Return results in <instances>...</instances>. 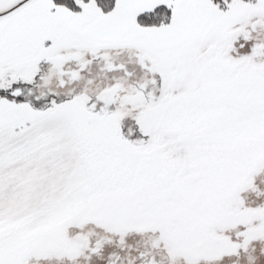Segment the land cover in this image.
Listing matches in <instances>:
<instances>
[{"label": "snow or ice", "instance_id": "snow-or-ice-1", "mask_svg": "<svg viewBox=\"0 0 264 264\" xmlns=\"http://www.w3.org/2000/svg\"><path fill=\"white\" fill-rule=\"evenodd\" d=\"M0 264H264V0H0Z\"/></svg>", "mask_w": 264, "mask_h": 264}, {"label": "trees", "instance_id": "trees-1", "mask_svg": "<svg viewBox=\"0 0 264 264\" xmlns=\"http://www.w3.org/2000/svg\"><path fill=\"white\" fill-rule=\"evenodd\" d=\"M58 2H60V0H58Z\"/></svg>", "mask_w": 264, "mask_h": 264}]
</instances>
